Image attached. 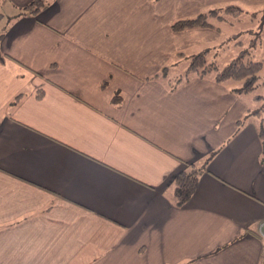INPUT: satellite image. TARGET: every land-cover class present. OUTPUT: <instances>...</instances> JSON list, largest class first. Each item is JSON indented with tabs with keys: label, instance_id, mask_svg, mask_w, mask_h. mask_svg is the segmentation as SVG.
Here are the masks:
<instances>
[{
	"label": "crops",
	"instance_id": "0c3cea01",
	"mask_svg": "<svg viewBox=\"0 0 264 264\" xmlns=\"http://www.w3.org/2000/svg\"><path fill=\"white\" fill-rule=\"evenodd\" d=\"M29 1L0 0V264H264V106L209 76L151 78L257 28L264 0ZM227 3L246 24L170 27ZM212 151L177 206L176 174Z\"/></svg>",
	"mask_w": 264,
	"mask_h": 264
},
{
	"label": "trees",
	"instance_id": "16d2710c",
	"mask_svg": "<svg viewBox=\"0 0 264 264\" xmlns=\"http://www.w3.org/2000/svg\"><path fill=\"white\" fill-rule=\"evenodd\" d=\"M45 1L30 0L22 9L34 14ZM239 14H241V9L238 5L227 3L221 7L211 8L193 16L178 18L171 23L170 27L174 31L192 27H212L216 30H221L219 25L221 20L232 22L231 20L236 19ZM251 16L258 19V22L255 21L257 24V35L251 37V45L254 46L260 34L259 27L261 20L264 21V7L260 9L258 14L254 13ZM5 27V24L0 25V38L3 35ZM253 29H256V27ZM233 35L236 36V32ZM228 37L226 36L223 40L213 45V47L228 44ZM232 44L236 47V51H238L235 56H232L225 63L216 60L218 56L213 54L212 47H207L204 50L190 54L184 51H177L174 56L175 61L162 66L160 71L152 75L151 78L163 79L169 88H173L177 83L188 80L193 76L201 78L209 76L213 80L229 86L235 93H251V98L258 101L259 104L254 108H248L246 114L258 113L264 106V93L257 92L258 87L263 86L264 88V62L260 59H255L251 55L252 49L247 48L239 36L234 39ZM4 56L5 54L0 49V62L3 61ZM179 59H185L186 65L182 71L172 74L171 71H174L173 66L178 64ZM37 93V95H41L42 90H39ZM19 95L17 94L12 102H15L19 98ZM111 101L119 105L121 102L120 92H114L111 95ZM241 121L242 118L239 119V122ZM213 152L209 153L202 160L200 166L189 164L176 174L172 190L173 200L177 206H182L189 199L196 187L198 174L201 171L200 167H205Z\"/></svg>",
	"mask_w": 264,
	"mask_h": 264
},
{
	"label": "rangeland",
	"instance_id": "374dc122",
	"mask_svg": "<svg viewBox=\"0 0 264 264\" xmlns=\"http://www.w3.org/2000/svg\"><path fill=\"white\" fill-rule=\"evenodd\" d=\"M240 15H241V19H242L241 20V24L242 25L246 24L245 23V17H250V14L249 13L248 14H243L242 13V14H239L237 17H239ZM235 25H237V29L239 31H236V36L235 35H232V34L229 35V37H228L229 38V40H228L229 43L228 44H222V45H219L218 47H216V46L213 47L212 46V52H214L213 54L217 55L221 59L220 60L221 63L227 62L232 56H235L236 55V52L238 50L236 51V47L232 44V42L234 41V39L236 37L238 38L239 35L240 36H246L247 37L248 34H250L251 37L254 36V35H257V33H256L257 28L256 29H253V30L246 29L247 27L245 28V26H242L240 28V21H237V23H235ZM244 45L247 48H251V49L254 48V46L251 45V38H250V40L246 41V44H244ZM257 92L264 93L263 86L258 87L257 88Z\"/></svg>",
	"mask_w": 264,
	"mask_h": 264
}]
</instances>
